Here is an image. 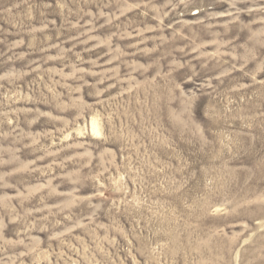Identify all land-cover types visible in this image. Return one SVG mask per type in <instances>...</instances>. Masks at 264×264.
I'll use <instances>...</instances> for the list:
<instances>
[{"label":"rangeland","instance_id":"374dc122","mask_svg":"<svg viewBox=\"0 0 264 264\" xmlns=\"http://www.w3.org/2000/svg\"><path fill=\"white\" fill-rule=\"evenodd\" d=\"M0 264H264V0H0Z\"/></svg>","mask_w":264,"mask_h":264},{"label":"bare ground","instance_id":"6f19581e","mask_svg":"<svg viewBox=\"0 0 264 264\" xmlns=\"http://www.w3.org/2000/svg\"><path fill=\"white\" fill-rule=\"evenodd\" d=\"M91 129H92V132H94V131L96 132V128H95L94 124H92Z\"/></svg>","mask_w":264,"mask_h":264}]
</instances>
